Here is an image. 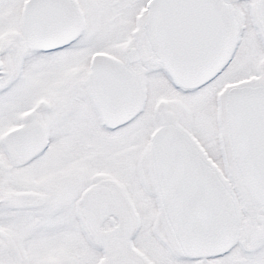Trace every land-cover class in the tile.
Masks as SVG:
<instances>
[{
  "label": "snow or ice",
  "instance_id": "snow-or-ice-1",
  "mask_svg": "<svg viewBox=\"0 0 264 264\" xmlns=\"http://www.w3.org/2000/svg\"><path fill=\"white\" fill-rule=\"evenodd\" d=\"M0 264H264V0H0Z\"/></svg>",
  "mask_w": 264,
  "mask_h": 264
}]
</instances>
